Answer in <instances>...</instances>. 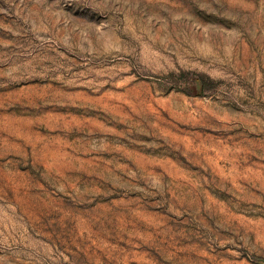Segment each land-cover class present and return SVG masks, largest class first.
Masks as SVG:
<instances>
[{"label":"rangeland","instance_id":"374dc122","mask_svg":"<svg viewBox=\"0 0 264 264\" xmlns=\"http://www.w3.org/2000/svg\"><path fill=\"white\" fill-rule=\"evenodd\" d=\"M0 264H264V0H0Z\"/></svg>","mask_w":264,"mask_h":264}]
</instances>
